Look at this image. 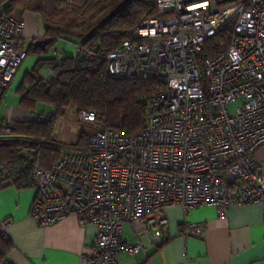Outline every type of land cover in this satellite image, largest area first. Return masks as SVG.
Segmentation results:
<instances>
[{"label":"built area","instance_id":"1","mask_svg":"<svg viewBox=\"0 0 264 264\" xmlns=\"http://www.w3.org/2000/svg\"><path fill=\"white\" fill-rule=\"evenodd\" d=\"M156 1L155 16L99 56L116 79L162 82L146 102L142 129L128 134L109 129L93 110L66 111L88 135L87 145L26 174L35 190L32 220L47 225L74 215L81 226H95V245L82 264L146 255L145 244L122 239L123 225L158 244L170 206L208 204L223 215L234 205H258L264 220V169L255 158L264 144V0ZM227 23L228 48L199 64L204 41ZM22 28L0 0V96L26 57ZM75 49L76 62L97 57L79 43ZM19 176L0 165V187ZM5 226L0 220L4 239ZM184 233L200 236L202 226L187 225Z\"/></svg>","mask_w":264,"mask_h":264},{"label":"trees","instance_id":"2","mask_svg":"<svg viewBox=\"0 0 264 264\" xmlns=\"http://www.w3.org/2000/svg\"><path fill=\"white\" fill-rule=\"evenodd\" d=\"M7 13L16 8L37 14L45 27V46L32 47L26 56L35 53L40 57L23 78L19 89L21 103H45L53 111L28 121H16L11 126L0 125V133L13 137L0 140V165L20 173L14 183L27 186V171L31 165L49 169L64 153L87 145L88 135L81 132L70 146L61 144L55 135V123L69 108L89 109L109 129L136 134L145 124V106L151 95L162 88L154 78L116 79L106 72L102 56L116 48L123 40L133 37L134 29L144 19L157 13L156 0H1ZM233 32V23L222 25L217 33L204 41L197 56L198 63L227 49ZM60 40L81 44L97 57L92 59L61 56L52 53ZM48 68L52 78L41 73ZM29 84V87H25ZM42 116V117H41ZM47 117V118H46ZM0 252V264H10L4 258L8 240Z\"/></svg>","mask_w":264,"mask_h":264},{"label":"crops","instance_id":"3","mask_svg":"<svg viewBox=\"0 0 264 264\" xmlns=\"http://www.w3.org/2000/svg\"><path fill=\"white\" fill-rule=\"evenodd\" d=\"M11 14L23 22L19 38L25 51L34 46L43 48L46 38L41 18L20 8ZM75 45L69 40H60L54 47L58 52L52 49L47 56H74ZM65 46L71 49L66 51ZM42 56L29 52L1 94L0 125L11 126L16 121H28L53 111V107L45 103L20 102L23 78ZM41 74L45 78L53 76L48 68ZM12 137L10 133H0V140ZM255 158L264 169V144L256 149ZM34 196L35 190L29 185L14 183L0 187V220L6 224L8 240L6 261L10 264H82V254H90L95 245V226H81L74 215L40 225L30 218ZM167 214L168 226L158 244H152L145 234H134L125 223L122 239L128 244L141 242L147 250L146 255L141 251L133 255L119 253L117 264H264V220L258 205H234L223 215L208 204L187 211L170 206ZM187 225H201L202 234H185ZM5 244L0 237V252Z\"/></svg>","mask_w":264,"mask_h":264},{"label":"rangeland","instance_id":"4","mask_svg":"<svg viewBox=\"0 0 264 264\" xmlns=\"http://www.w3.org/2000/svg\"><path fill=\"white\" fill-rule=\"evenodd\" d=\"M69 49L71 48L67 46L66 51H68ZM26 60H30V58H27ZM234 104L236 103H232L229 105L231 111H233ZM67 109H68L67 111L73 112L75 108L69 107ZM65 113L67 114V112ZM66 114H63L62 116H59L57 118L55 123V135H56V139L61 144L65 146H70L71 145L70 143L75 142L82 131L79 128L76 118L73 117V115H66ZM68 151H70V149L69 150L68 149L66 150L65 148L60 149L61 153Z\"/></svg>","mask_w":264,"mask_h":264},{"label":"water","instance_id":"5","mask_svg":"<svg viewBox=\"0 0 264 264\" xmlns=\"http://www.w3.org/2000/svg\"><path fill=\"white\" fill-rule=\"evenodd\" d=\"M44 46H45V43H44Z\"/></svg>","mask_w":264,"mask_h":264}]
</instances>
